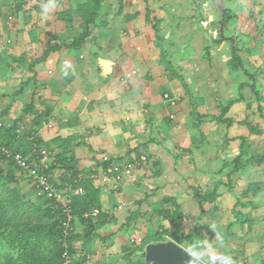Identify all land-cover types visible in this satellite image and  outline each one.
<instances>
[{"label":"crops","instance_id":"1","mask_svg":"<svg viewBox=\"0 0 264 264\" xmlns=\"http://www.w3.org/2000/svg\"><path fill=\"white\" fill-rule=\"evenodd\" d=\"M225 1L228 0H123L119 7L117 0H106L100 11L99 27L92 30L82 49L57 52L33 72L26 71L28 79L34 80L29 82V93L19 94L21 100H28L27 104L33 100L34 114H48L35 127L36 136L44 143L57 137L72 139L68 148L72 167L80 173L92 171L91 177L100 191L105 217L95 230L96 238L78 252L83 256V264H90L89 251L98 245L95 256L102 252L124 258L121 249L133 242L130 238L139 231L146 232L158 211L171 209V204L164 202L166 198H173L179 206L185 233L205 221L210 226L223 224V204L232 199L236 202L242 196L241 180L247 176L264 177V171L255 172L257 166H253L231 176L232 185L229 184V168L225 165L235 157L236 143L226 141L248 135L246 129H236L231 113L245 103L234 104L226 115L234 122L230 128L213 120L221 107L238 98L239 83L246 82L239 71H229L230 55L223 52L229 44L211 43L216 31L236 39L231 30L239 14L233 9H224L229 11V21L222 29L218 26L217 7ZM234 1L238 5L245 3L233 0V4ZM213 4L218 6L212 9ZM54 25L63 28L58 22ZM159 43L172 70L187 83L191 98L165 70ZM207 47L208 57L204 54ZM74 55L86 66L83 75L73 72L78 64L69 63V56ZM127 65L133 68L129 70ZM87 67L96 73L89 76ZM120 67H125L122 75L118 73ZM132 71L135 76L125 79ZM53 80L56 87L51 85ZM190 100L197 113L205 117L199 128L196 121L191 122ZM32 119L33 116L26 117L27 122ZM141 156L147 158V163L116 189L101 181L104 162L121 164ZM249 169L252 171L247 175ZM62 173L56 170L53 175L59 179ZM15 176L16 184L29 200L48 203L37 198L26 182L21 183L20 174ZM216 181H221L222 186L214 204L200 207L194 191L204 194ZM75 182L62 184L65 193L76 191L72 190ZM258 196H264V192ZM132 213L137 215L136 220L127 224ZM227 221L230 219L225 215ZM82 229L78 223L74 225L76 232Z\"/></svg>","mask_w":264,"mask_h":264},{"label":"trees","instance_id":"2","mask_svg":"<svg viewBox=\"0 0 264 264\" xmlns=\"http://www.w3.org/2000/svg\"><path fill=\"white\" fill-rule=\"evenodd\" d=\"M17 4L11 8L14 14L22 12L23 7L27 5L26 0H15ZM106 0H89V2L81 3L77 7L70 6L68 9L57 13V22L62 24L64 29L72 28L74 25L77 27V32L70 40L69 43H59L57 37H51V43L42 52V54L31 61H27L24 55L18 57L11 56L10 60L12 65L16 67H24L29 73L33 72L35 67L44 64L50 56L60 51L76 52L83 48L86 40L91 36L92 30L98 25V19L101 8ZM119 7L122 5L123 0H117ZM217 5V4H216ZM213 4V7L216 8ZM218 6V5H217ZM200 7H197L199 10ZM41 10V9H38ZM220 19L218 26L220 29L224 28L229 21L228 14L221 6L217 7ZM215 26V23L213 24ZM221 42H226L230 46V59L227 62L229 71H239L245 77L249 78L250 82L239 83L238 91L239 96L236 100L230 101L226 106L220 108L218 117L213 120L216 123H221L230 128L233 121L226 117L234 104L245 103L246 108L251 107V102H254L264 124V97L259 93L255 86V77L250 75L246 69L245 64L240 56V51L235 44L234 38H227L222 36V32H218V39L212 40L213 45H218ZM160 59L165 65V70L170 75L177 79L186 96L190 97V89L184 79L178 75L167 61V55L159 43ZM206 57L209 56V48L204 49ZM34 80V78H31ZM31 79L22 83V87L27 86ZM244 88L249 89L251 99L246 101L242 95ZM23 92L20 88L15 95ZM191 106V122L196 121L195 126L199 128L202 124L204 116L197 113L195 104L190 100ZM10 111L7 106L0 113V123L3 125L0 128V264H61V232L59 230L61 213L54 209L51 202L36 203L27 198L26 193L19 189L16 184L17 167L8 161L3 154V150L10 153H19L28 159L30 162L44 161L47 168L44 170L45 175L49 182L56 186L60 191H64L62 184L67 186L76 181L72 190L80 189L82 193L71 196L70 209L73 216V230L71 231L68 243L70 244L71 253H78L87 247L96 238V228L101 224V219L105 217L100 203V191L96 188L94 181L91 177L92 171L78 172L72 167V156L68 154V148L72 139H62L57 137L50 142L44 143L36 136V129L42 118L48 117L47 113L34 114V102L30 101L22 111L21 118L15 121L10 127H4L6 124V116ZM33 116L31 126L29 129H22L21 132L17 130L23 123L24 118ZM245 125L248 135H240L226 142L236 143L235 157L232 158L228 166V180L231 184V176L242 173L249 167L261 166L264 164V153L254 155L250 147V137L259 136L261 131L256 124ZM41 151H45V155H41ZM46 160H50L48 163ZM111 161H106L101 165V170L104 171L110 167ZM57 166H61L60 169ZM56 170L62 171L59 179L55 178L53 172ZM82 175V177H79ZM61 185L57 183V180ZM222 186L221 181L213 182L211 190L204 194L194 191L195 196L198 198L199 206L202 207L206 204H214L217 198V190ZM33 191V189H32ZM264 192V184L250 183L247 185L246 190L242 193V197L238 198L235 206L232 209L234 222L228 225V230L237 228L243 225V214L237 208L243 206L240 199L256 197ZM165 203L171 204V209H162L157 212L158 216L168 223L162 232L145 237L139 246L134 247L124 256L125 264H144L143 261H138L132 258L135 252L141 251L142 248L152 241H164L170 239L171 241L189 249L192 243L197 239L194 231L185 233L182 229L183 216L180 212L179 206L173 198H166ZM94 210L99 213L96 217L91 216ZM139 212V211H138ZM140 213V212H139ZM88 215L84 218V215ZM137 215L132 213L128 218L127 224L132 220H136ZM78 223L82 227V231L76 232L74 225ZM79 243L77 247L74 243ZM78 264V263H77ZM264 264V259L261 261Z\"/></svg>","mask_w":264,"mask_h":264},{"label":"rangeland","instance_id":"3","mask_svg":"<svg viewBox=\"0 0 264 264\" xmlns=\"http://www.w3.org/2000/svg\"><path fill=\"white\" fill-rule=\"evenodd\" d=\"M26 1H28V3L23 7L22 12L14 14L11 8L15 6L17 2L15 0H0V113L7 106L10 107V111L5 119L7 122L4 124V127H10L15 121L21 118L22 111L27 105L28 100H21L20 96L15 95V93L20 88H23V92L21 93H29L28 91H30L29 84L22 87V83L26 82L29 77L24 69L25 66L19 68L12 65L10 57L24 55L27 61L36 59L50 43L51 45L54 43L50 42V38L55 36L59 43H69L76 34L77 27L74 25L72 28H62L61 30L57 28L54 25L57 22V13L68 9L70 6L77 7L81 3L89 2V0H59L58 9L51 15L50 19L45 21L42 20L40 10H38L41 9L42 0ZM244 1L245 3L242 1L239 5L237 4L238 1H234L233 4V0L220 3L224 9H233L234 13L239 14L237 22L233 23L231 34L236 38L235 44L240 51V56L244 61L246 71L255 77L256 89L259 93H262L264 97V0ZM212 9H214V7ZM210 11L212 14L211 7ZM238 11L240 12L238 13ZM216 35L215 40L218 37L217 31ZM224 47L223 52H229L230 55V46L229 48ZM137 52H139V49H137ZM79 58L80 57L75 55L72 57L69 56V63L73 61L74 64H78V69L72 71H78L79 74L83 75L86 72V66L83 64V60L79 62ZM127 67L129 70L133 68L132 65H127ZM93 68L95 69L97 66ZM87 70L89 71V76L96 73L90 67H87ZM47 71L48 69L46 68V72ZM124 71L125 67H120L118 73L122 75ZM243 78L246 82L251 83L249 78ZM49 83L50 82H48V84ZM51 85L56 87V81L53 80ZM242 93L246 101L251 99L249 89L244 88ZM167 98L170 100L171 97L168 96ZM250 104V108H246L243 104L237 106L232 111L231 117L237 124L236 129L238 131H240V127L244 128V130L246 129L245 125H240L241 123L258 125V129L261 131L260 136H251L249 139L252 153L258 155L264 153V124L257 105L254 102ZM262 113L264 116V110ZM30 126L31 122H27L26 118H24L23 123H21L17 131L21 132L24 128L29 129ZM235 134H237V132H235ZM250 169L249 172L247 170V175L252 171ZM260 169L264 171V165L257 166L254 171L256 172ZM17 173L21 175L18 170ZM21 177L18 178L21 183L26 182L28 187H30L29 180L25 176L21 175ZM263 182L264 177L247 176L244 180H241L239 185L240 192L243 189L245 191L247 185L250 183L261 184ZM57 183L61 185L58 180ZM17 187L21 189L19 185H17ZM240 201L243 206H239L237 210L243 214L242 226L228 230V225L234 221L231 207L232 204L236 202L232 199L223 204L222 212H220L224 218V222L223 224H217V230L220 234L219 239H217L216 234L210 230V225L206 221L204 224L198 225V228L193 231L196 239H199L205 244L210 242L209 246L213 250V254L224 253L231 255L235 264H261V261L264 259V203L262 202L264 201V196L241 198ZM226 206L227 210H225ZM225 215L229 216L230 222L227 221L225 223ZM204 219H206L205 216H203V220ZM206 223L208 225H206ZM149 225L146 232L143 233L139 231L138 235L135 234L133 238H130L133 242L121 249V251L124 252V256L134 247L139 246L145 237L151 236L156 232H162L164 227L168 226V223L157 215L154 220L150 221ZM99 247L98 245V248ZM112 247L113 246H111V250ZM181 247L185 249L183 246ZM98 248L89 251V258L92 256L90 260L87 258L90 264H119L120 262L125 264L124 258H119L112 253L107 256L100 252L101 254L95 256V252L98 251ZM185 250L189 252L187 249Z\"/></svg>","mask_w":264,"mask_h":264},{"label":"built area","instance_id":"4","mask_svg":"<svg viewBox=\"0 0 264 264\" xmlns=\"http://www.w3.org/2000/svg\"><path fill=\"white\" fill-rule=\"evenodd\" d=\"M136 72L132 71L125 75V79L135 76ZM174 101L171 100L170 104L173 105ZM172 118V117H171ZM3 125L0 123V128ZM50 127V126H49ZM3 154L6 159L14 164L22 176H25L29 180L30 187L33 189V193L37 198L44 199L51 202L54 209H57L61 213L59 230L61 232V264H83V256L78 253H71L70 244L68 240L70 238L71 231L73 230V216L70 209L71 196H76L82 191L80 189L71 193H65L60 191L56 186L48 181L44 170L47 168L44 161L37 163L28 161L23 155L19 153H10L7 150H3ZM41 155H45V151H41ZM147 163V158L141 156L138 159H132L121 164H113L103 171V182L109 183L114 189H116L121 183L131 178L135 170L139 169L142 165ZM100 180V179H99ZM99 211L94 210L91 216L98 215ZM88 215H84L86 218Z\"/></svg>","mask_w":264,"mask_h":264},{"label":"clouds","instance_id":"5","mask_svg":"<svg viewBox=\"0 0 264 264\" xmlns=\"http://www.w3.org/2000/svg\"><path fill=\"white\" fill-rule=\"evenodd\" d=\"M59 0H42L40 16L42 20H48L51 15L58 9ZM217 224L213 223L210 226V230L216 234V238L219 239V231L217 230ZM208 244L197 239L191 244L188 251L190 253V264H235V261L231 255L219 253L213 254V250Z\"/></svg>","mask_w":264,"mask_h":264},{"label":"water","instance_id":"6","mask_svg":"<svg viewBox=\"0 0 264 264\" xmlns=\"http://www.w3.org/2000/svg\"><path fill=\"white\" fill-rule=\"evenodd\" d=\"M132 258L144 264H190V253L169 239L149 242Z\"/></svg>","mask_w":264,"mask_h":264}]
</instances>
